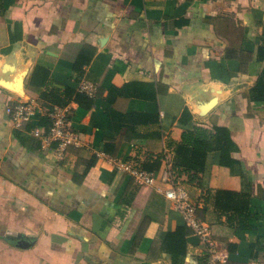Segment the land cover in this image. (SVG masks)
<instances>
[{
    "label": "crops",
    "instance_id": "0c3cea01",
    "mask_svg": "<svg viewBox=\"0 0 264 264\" xmlns=\"http://www.w3.org/2000/svg\"><path fill=\"white\" fill-rule=\"evenodd\" d=\"M16 99L66 108L77 141L13 128ZM165 152L228 264L264 258V0H0V264H205Z\"/></svg>",
    "mask_w": 264,
    "mask_h": 264
},
{
    "label": "built area",
    "instance_id": "2783aa9c",
    "mask_svg": "<svg viewBox=\"0 0 264 264\" xmlns=\"http://www.w3.org/2000/svg\"><path fill=\"white\" fill-rule=\"evenodd\" d=\"M78 89L90 95H93L95 90L94 84L85 80L79 82ZM5 111L15 129L25 128L28 123L40 116L47 117L50 123L47 132H44L40 126H34L29 132L38 138H47L57 142L59 155H62L66 146L77 141V134L71 129L66 108L45 106L33 100L16 99L6 104ZM163 160L164 165L159 176L169 184L164 190V195L173 202L175 209L181 211L185 225L198 236L199 243L206 252L205 264H228L227 252L217 247L212 239L209 225L196 216V204L189 199L180 186L173 183L175 170L169 153L165 152ZM116 164L119 168L129 171L139 184L152 185L156 178L154 172L144 170L139 166L131 167L121 160H117ZM246 264H264V258L257 257Z\"/></svg>",
    "mask_w": 264,
    "mask_h": 264
},
{
    "label": "trees",
    "instance_id": "16d2710c",
    "mask_svg": "<svg viewBox=\"0 0 264 264\" xmlns=\"http://www.w3.org/2000/svg\"><path fill=\"white\" fill-rule=\"evenodd\" d=\"M220 135L221 136L224 135V137H220ZM216 137H215V141L219 145L223 139L225 140V142H224L225 145L226 144L227 145L232 144V141L230 140L229 136L226 134L224 129H216ZM184 138L185 139L187 138L189 146H186L184 144L177 145L176 154H175L177 156H175L174 162H175V164H182L186 168H189L190 167L189 164H195L200 158L202 159L204 157V152H205L206 146L204 143H202V140L199 142H196V140L194 141L193 137H189L186 134H185ZM225 145L221 146V160L224 157V153L226 151H228L225 148ZM232 195H234V194H232ZM178 230H180V228H176L175 231L169 233L168 234L169 238H171L174 234L175 235L178 234V232H177Z\"/></svg>",
    "mask_w": 264,
    "mask_h": 264
},
{
    "label": "water",
    "instance_id": "95a60500",
    "mask_svg": "<svg viewBox=\"0 0 264 264\" xmlns=\"http://www.w3.org/2000/svg\"><path fill=\"white\" fill-rule=\"evenodd\" d=\"M16 243H17L18 245L22 246V247H25L26 245H28L27 242H24V243L22 242V243H20V242L17 241Z\"/></svg>",
    "mask_w": 264,
    "mask_h": 264
}]
</instances>
